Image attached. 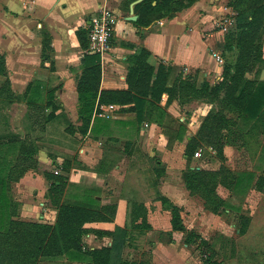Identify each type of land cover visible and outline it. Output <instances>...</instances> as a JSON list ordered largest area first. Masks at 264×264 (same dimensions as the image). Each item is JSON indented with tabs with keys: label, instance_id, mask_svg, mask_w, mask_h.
Here are the masks:
<instances>
[{
	"label": "crops",
	"instance_id": "obj_1",
	"mask_svg": "<svg viewBox=\"0 0 264 264\" xmlns=\"http://www.w3.org/2000/svg\"><path fill=\"white\" fill-rule=\"evenodd\" d=\"M133 1H137L133 5L136 19L131 21L128 17ZM158 1L0 0V55L5 68V74L0 73V102H9L16 109L28 107L30 102H44L58 108L54 114L63 122L60 140L56 143L58 151L54 154L60 159H51L49 151H53L47 146L39 147V170L26 172L15 183L14 194L20 203L21 219L53 224L57 211L46 195L52 180L44 173L50 172L55 163H60V167L64 166L60 172L65 176L62 201L72 200L95 209L115 205L118 213L123 215L121 221H116L122 223L125 220L126 223L133 217L137 225L142 224L135 227L147 230L143 237L166 232V242L157 237L151 240L154 244L153 264H206L189 253L186 244L180 250L175 247L181 238L172 229L171 213L164 208L162 199L181 205L180 200L188 196L184 183L187 173L184 151L188 141L199 133L212 107L201 88L204 84L213 86L223 74L224 64L217 62L216 53L212 51L215 36L219 34L215 25L226 15L236 16V11L228 5L231 0H165L167 6H179L180 9L173 16H161L163 11L158 9ZM101 8L112 10L117 23L108 51L98 54L99 91L127 90L129 58L138 55L141 49L148 53L143 61L153 69L150 84L161 66L164 88L158 97L150 90L143 94L131 91L133 98L130 101L103 103V106L115 105L109 117L93 114L83 118L77 92V83L84 70L81 65L83 50L76 30H88L90 18ZM262 50L264 58V42ZM247 77L264 80V65L256 74H247ZM185 82L187 87L192 86V92L190 88L182 87ZM6 86L10 98L2 97L3 93L7 94ZM135 97L141 99L139 114ZM98 100L99 93L94 103ZM26 111L18 118L25 119ZM32 127L29 131L25 124L19 125L11 132L20 138L28 135L26 133L44 132ZM259 135L262 136L258 149L264 150V133ZM146 160L151 164L149 171L143 167ZM253 188L244 198V202H249L248 208L225 210L227 214L249 216L246 229L249 239L257 237L249 232L254 228L253 216H264V203L260 206L255 201L258 192ZM218 193H221L219 188ZM143 215L147 216L146 220ZM191 216V224L203 236L208 230L227 232L223 214L206 212L199 215L195 212ZM235 222L230 226H236L232 232L238 236L241 230ZM110 227L109 223L90 225V228L98 229ZM260 229L263 235L264 225ZM235 237H227L219 243L218 253L226 257L212 261L227 264L232 260L227 259L230 255L227 257L226 252L234 251ZM128 241L129 236L122 254L128 248ZM110 242L106 236L87 233L83 246L94 249L108 246ZM61 264L86 263L64 258Z\"/></svg>",
	"mask_w": 264,
	"mask_h": 264
},
{
	"label": "rangeland",
	"instance_id": "obj_2",
	"mask_svg": "<svg viewBox=\"0 0 264 264\" xmlns=\"http://www.w3.org/2000/svg\"><path fill=\"white\" fill-rule=\"evenodd\" d=\"M225 20L230 21V24L224 22ZM218 23V25H215V29L219 31V34L215 36L212 51L216 53L217 56L221 57V59L223 60V64H226V62L233 63L236 57L235 51H225L224 48L226 45L225 36L227 34L233 33V29L236 24L235 16H233L232 13L226 15V17L221 18ZM260 26L261 27H259L260 29L258 30L259 32L263 33L262 37H264V23L260 24ZM262 59L264 60L263 50ZM263 65L264 64H260L259 66H255L253 69H250V65H247L248 71H245L244 75L247 76V74L252 73L253 75L256 74L260 67ZM4 91H6L7 94L5 95V93H3L2 97L10 98V93H8L9 90L5 89ZM228 92L229 90L225 88L218 93V96H214L215 98L211 103L212 107L209 112H212L211 114L215 116V124H212L211 127L208 126L210 134L207 136V129H205V134L202 132L200 135H196L194 140L189 143L190 146L187 149V163L191 167L197 166L199 169L203 170V174H201V177L204 181L202 184L198 182L192 183L191 190H189L187 194L188 196L180 200L182 202L181 205H177L174 203L176 206L175 215H177L184 227L183 231L174 230L181 238L180 244L175 247L180 250V247L185 244L184 241L187 238L188 240H190V243L187 244L189 250L188 252L193 254L195 257L200 258L201 261L205 263L204 261L212 260L213 258H217V260L225 258L226 256H220V254L218 253L220 252V250L217 247L219 243H223V240L225 238L236 236L235 238H233L235 239V241L233 242L235 246L233 247L235 253L234 251L229 252V250H227L228 252H226L227 257L228 255H230L227 259H232L230 260V262L228 261L227 264H264V234L262 235L263 232L260 229V227L264 225V216H253L254 220L253 222L251 221V223L254 224V228H252V230H250L249 232L256 235L257 237L249 239L250 235L246 236L248 232V230L246 229L248 223H250L249 216L243 213H225V210L227 209H230L232 211L233 209H235L236 211H240L242 209L245 210L246 207L248 208L249 202H244V198L248 197L250 190L249 187L255 179L257 180V182L254 184L255 186L253 189L258 192L255 197V201L257 200L260 206H263L264 150H259L258 147L261 143L262 136L259 135V133H264V119L253 122V118H244L243 116H240L238 104L226 95V93ZM38 96L40 95L38 94ZM8 103L9 102H5L4 100L0 102V134L2 133L0 135L1 143L9 140L8 136L12 134V129H16L19 125L25 124L27 130L34 126V128L42 129L44 131L42 133H38L39 131L34 132L37 134L26 133L28 135L23 136L22 139L28 138L27 146L31 148L29 150V152L31 153V158L29 160L23 161L20 160L19 157L14 160V158H16V156L14 155H19L21 154V152L26 153V151L21 149V146H15L12 148V150H5L7 152V155L9 156L8 160L10 159L11 161V165L9 167L10 169H12L14 176L20 173H26L28 171L39 170L37 153L39 147H43V145L47 146L48 150L53 151V153L49 151V154L51 156L50 158L54 160L56 159L58 161L60 157L54 154H57L58 151L56 143L60 140V130L63 125L62 120H60V118L58 116L56 117L54 114V111L58 108L52 110V113L55 117L52 116L48 118L47 115L50 113L51 107L47 106V104L44 102H37L34 104L30 102L28 107H21L19 109H16L13 106L11 107ZM90 107L92 108L90 109ZM98 107H100L98 103L86 106V102H84L80 103L79 110L83 109V118H87L86 116H91L93 114L96 115ZM25 110H27L25 113L26 121L24 117H22L21 119L18 118L20 116V113L24 112ZM10 121L12 124L10 123ZM34 128L32 127V129ZM52 138L54 140H52ZM196 151L199 152V155H195ZM6 152L3 153L6 154ZM62 167L64 166L61 165L60 167V163H55V166L51 168L50 172H48L52 173V176H55V178L53 177L54 180L60 181V177L62 179L65 178V176H63V173L61 174L60 172ZM143 167L146 168L145 171H149L151 164L146 160L144 161ZM238 177L241 178V180H244V185L242 183L240 185L242 187L238 186L239 188H236V186H233V183L234 180ZM215 182L219 183L216 185ZM220 182L222 184H220ZM15 183L17 182L12 181L10 183V193L12 194L14 199L19 202L16 194H14ZM50 184L51 182H49V185ZM64 184L62 186L59 185V188H53L52 190L48 189L49 191L46 195H48V197L52 199L54 205L60 204L61 206L63 204H67L70 206L76 205L79 207L87 206L86 208H89L91 206L90 205L88 207V205L80 204L79 202L72 200L62 201V196L65 190ZM213 188L215 189L214 191ZM218 188L219 192L221 193H218ZM85 203H87V201H85ZM164 208L169 210L171 208V205L168 206L167 204V206L165 205ZM186 208H190V212L187 211ZM169 211L171 213V209ZM195 212H198L199 215L206 212H212L218 215L223 214L222 220L226 224L227 232L221 231L219 233V231L208 230L203 236L202 233L198 231V229H194V226L191 224V214L193 213V215H195ZM98 213L110 219H108L107 221H101L100 219L96 221H89L86 219V221H84L82 225L84 229H96L103 231L107 229L106 231H110L111 235L106 237L110 239L117 235L116 229H125V234L129 236V241L127 242L128 248H126L121 258L128 260L129 262H132L133 259H136V262H143L147 264L154 263V255L152 252L154 244L151 240L152 238L157 237L160 241L166 242L168 237L165 231L158 232L157 234L150 235L149 237H143L142 235L146 233L147 230H143V227H135H140L142 226V224L138 223L137 225V223H135L136 219H134L133 217L128 216V219L129 217L131 219L127 220L126 223L125 220L122 223H118L123 218V215L120 214V212L118 213L116 208L114 209L113 214L110 215V212L103 213L102 211H98ZM144 217L146 220L147 216L143 215V219ZM17 218L21 219L19 208ZM170 219L171 217L169 218V221ZM21 220L44 223L42 221H34L31 219ZM234 221H236L235 223L238 224L237 226H239L241 230V233L239 234L240 236H237L234 234V232H232V230L234 231L236 226L233 228L232 226H230V223H233ZM91 223H101L104 225H106V223H109L111 224V227L110 229L90 228ZM127 223H129V225H127ZM45 224L48 223L46 222ZM83 239L84 236H82V242ZM64 258L65 257L63 256V254H60V256L54 260L42 261L39 264H61Z\"/></svg>",
	"mask_w": 264,
	"mask_h": 264
},
{
	"label": "trees",
	"instance_id": "obj_3",
	"mask_svg": "<svg viewBox=\"0 0 264 264\" xmlns=\"http://www.w3.org/2000/svg\"><path fill=\"white\" fill-rule=\"evenodd\" d=\"M193 1L195 0H188V2ZM156 5H160L158 9L163 11L161 16H173L174 12L180 9L179 6H167L165 0L158 1ZM228 5L236 11V24L233 33L225 36L226 45L224 50L235 51V61L233 63L231 62L232 64L226 62L223 67L222 79L211 87L208 84H204L201 91L203 96L206 97L205 99L212 103L214 98L218 96V93L226 88L229 90L226 95L235 103L237 102L240 116L253 118V122L263 120L264 80H258L257 77L248 78L244 73L248 71L247 65H250V69H253L255 66L264 64V60L262 59V43L264 42V37H262L263 33L258 30L261 27L260 24L264 23V0H231ZM143 22L140 21V23ZM87 32V29L76 30V37L83 50L81 65L84 67L77 83L80 103L86 102V106L93 105L98 93L99 100L97 103L99 105H103L106 102L121 103L130 101L133 98L131 91L143 94L147 90H150L154 95H157L156 97L159 96V93L164 88L163 81L161 80L163 68L160 66L158 75L150 84L153 69L143 61L148 54L144 49H141L138 55H133L129 58L130 65L127 74V90L99 91L100 66L98 63L100 57L96 53H89L87 51ZM4 69L3 57L0 55V73L5 74ZM187 86L186 82L182 83V87H185L184 89L187 90V88H190L189 90L192 92V86ZM4 89L7 90L8 86L4 87ZM134 101L136 108L138 107L137 112L139 114L141 99L135 97ZM51 108L50 113L47 115L48 118L53 116L52 110L56 109V106ZM82 110L79 111L80 114L83 113ZM211 113L209 112L207 114L197 135H200L202 132L204 133L205 129H207L206 135L208 136L210 134L208 128L212 124H215V116ZM194 138L195 136L188 141L185 149L187 173L184 183L188 191L191 190L192 183L198 182L202 184L204 181L201 177L203 170L197 166L191 167L187 163V149L190 146L189 143ZM8 139L6 142L3 140L4 143L0 141V264H39L42 261L54 260L60 254H63L65 259L69 261L84 262L86 264H147L136 262V260L129 262L121 258L128 236L125 234V229H116L117 235L111 238L110 245L108 246L88 249L82 245V236L87 233H93L98 237L111 235L110 231L84 229L82 225L86 219L89 221L99 219L101 221H107L110 218L100 215L98 211H102L103 213L110 212L109 215L113 214L116 208L115 205L101 206L95 209L92 206L86 208L87 206L82 207L81 205L79 207L67 204L60 206L58 204L55 205L57 207V213L53 224L23 221L17 218L20 203L10 193V183L12 181L17 182L25 172L14 176L12 169L9 167L11 161L10 159L8 160L9 156L5 150H12L15 146H21V149L26 151V153L21 152L19 155H14L16 156L14 160L19 157L20 160L25 161L31 158V153L29 152L31 148L27 146L28 138L22 139L17 135L10 134ZM3 152H6V154ZM44 175L47 179L52 180L49 190L59 188V185L62 186L64 184L65 178L62 179L60 177V181H58L53 179L55 176H52V173L45 172ZM243 181L238 177L234 180L233 186H236V188L238 186L242 187L240 185L242 183L244 185ZM218 183L215 182L216 185ZM255 183H252L249 188H253ZM220 184L222 183L220 182ZM162 201L166 206L167 204L168 206L171 205L170 222L172 229L183 231L184 227L181 224L182 222L175 215L176 206L166 202V200L162 199ZM184 243L187 245L190 243V240L186 238ZM205 262L206 264H220L215 260H206Z\"/></svg>",
	"mask_w": 264,
	"mask_h": 264
},
{
	"label": "built area",
	"instance_id": "obj_4",
	"mask_svg": "<svg viewBox=\"0 0 264 264\" xmlns=\"http://www.w3.org/2000/svg\"><path fill=\"white\" fill-rule=\"evenodd\" d=\"M224 22L230 24L228 20ZM116 23V14L108 8L99 9L97 13L90 18L87 30V51L89 53L103 54L108 51ZM214 57L219 63L223 61L215 54ZM114 108L115 105L113 104L101 105L97 111V116L109 117ZM195 155H199V152L196 151Z\"/></svg>",
	"mask_w": 264,
	"mask_h": 264
},
{
	"label": "water",
	"instance_id": "obj_5",
	"mask_svg": "<svg viewBox=\"0 0 264 264\" xmlns=\"http://www.w3.org/2000/svg\"><path fill=\"white\" fill-rule=\"evenodd\" d=\"M137 1H133L131 4H130V16L128 17V20H135L136 19V15L133 14V5L136 3Z\"/></svg>",
	"mask_w": 264,
	"mask_h": 264
}]
</instances>
